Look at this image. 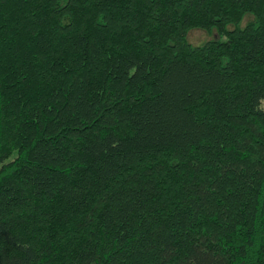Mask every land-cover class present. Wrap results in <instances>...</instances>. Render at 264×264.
I'll use <instances>...</instances> for the list:
<instances>
[{
	"label": "trees",
	"instance_id": "16d2710c",
	"mask_svg": "<svg viewBox=\"0 0 264 264\" xmlns=\"http://www.w3.org/2000/svg\"><path fill=\"white\" fill-rule=\"evenodd\" d=\"M0 264H264V0H0Z\"/></svg>",
	"mask_w": 264,
	"mask_h": 264
},
{
	"label": "rangeland",
	"instance_id": "374dc122",
	"mask_svg": "<svg viewBox=\"0 0 264 264\" xmlns=\"http://www.w3.org/2000/svg\"><path fill=\"white\" fill-rule=\"evenodd\" d=\"M246 20V19H245ZM245 22V21H244ZM226 39V36L220 37L216 31L208 32L200 28H193L189 31L188 39L193 45H205L213 39Z\"/></svg>",
	"mask_w": 264,
	"mask_h": 264
}]
</instances>
